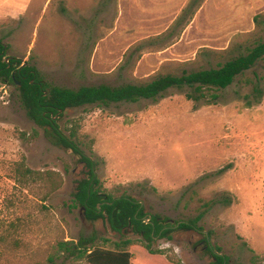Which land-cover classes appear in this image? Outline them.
I'll use <instances>...</instances> for the list:
<instances>
[{"label":"rangeland","instance_id":"rangeland-1","mask_svg":"<svg viewBox=\"0 0 264 264\" xmlns=\"http://www.w3.org/2000/svg\"><path fill=\"white\" fill-rule=\"evenodd\" d=\"M42 2L0 0V41L6 60L35 66L50 85L147 83L218 67L264 41V0H170L166 15L126 11L116 26ZM189 93L70 108L57 122L67 135L77 127L104 193L132 195L174 226L152 243L164 254L132 230L123 235L139 264H214L210 249L220 264H264V59L207 99ZM89 173L0 80V264H89L66 248L94 233L123 237L75 204ZM202 213L195 228H178Z\"/></svg>","mask_w":264,"mask_h":264},{"label":"trees","instance_id":"trees-1","mask_svg":"<svg viewBox=\"0 0 264 264\" xmlns=\"http://www.w3.org/2000/svg\"><path fill=\"white\" fill-rule=\"evenodd\" d=\"M260 59H264V41L247 48L245 53L227 60L218 67L185 71L181 75L165 74L142 84L112 86L102 83L83 85L75 89L50 85L35 66L24 63L19 58L6 60V46L0 41V80L17 86L28 116L44 128L46 135L55 145L79 154L81 161L87 163L89 176L77 181L74 193V202L77 206L85 208L86 217L92 221L104 219L122 236L132 230L147 242L146 247L150 253L164 254V251L154 249L152 243L158 237L169 238L174 226L167 221L162 222L157 215L148 217L142 202L132 195L123 193L114 197L104 193L98 186L94 161L79 147L77 127H69L70 132L67 135L57 119L70 108L105 106L121 101L137 102L142 98L155 99L172 87L187 86L192 90L189 97L195 100L207 99L208 92L227 88L239 74L252 68ZM210 96L213 100L218 97L216 93H211ZM202 217L203 213L189 221L179 220L176 223L179 229H191L197 226ZM108 243H111L110 247L104 245ZM134 243L129 237L123 236L119 240L110 241L94 233L80 237L66 249L89 264H139V259H135L129 250ZM210 252L217 259L214 264H220L223 257L214 254L211 249Z\"/></svg>","mask_w":264,"mask_h":264},{"label":"crops","instance_id":"crops-1","mask_svg":"<svg viewBox=\"0 0 264 264\" xmlns=\"http://www.w3.org/2000/svg\"><path fill=\"white\" fill-rule=\"evenodd\" d=\"M54 0H43L41 7L50 6ZM57 10L62 15L87 17L88 24H119V17L127 12L143 10L151 15H166L170 11V0H58ZM143 13V12H142ZM179 13V12H178ZM177 13V14H178ZM93 17V18H91ZM91 18V19H89ZM115 25V26H116ZM112 28V30L115 29Z\"/></svg>","mask_w":264,"mask_h":264},{"label":"flooded vegetation","instance_id":"flooded-vegetation-1","mask_svg":"<svg viewBox=\"0 0 264 264\" xmlns=\"http://www.w3.org/2000/svg\"><path fill=\"white\" fill-rule=\"evenodd\" d=\"M83 163H85V165L87 166V163L86 162H84V161H82Z\"/></svg>","mask_w":264,"mask_h":264},{"label":"water","instance_id":"water-1","mask_svg":"<svg viewBox=\"0 0 264 264\" xmlns=\"http://www.w3.org/2000/svg\"><path fill=\"white\" fill-rule=\"evenodd\" d=\"M172 221V220H171Z\"/></svg>","mask_w":264,"mask_h":264}]
</instances>
